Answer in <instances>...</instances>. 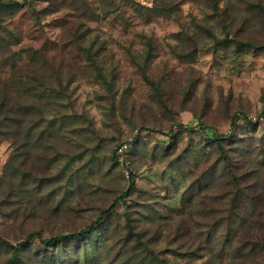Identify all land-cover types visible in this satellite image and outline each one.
Returning a JSON list of instances; mask_svg holds the SVG:
<instances>
[{
  "label": "rangeland",
  "instance_id": "374dc122",
  "mask_svg": "<svg viewBox=\"0 0 264 264\" xmlns=\"http://www.w3.org/2000/svg\"><path fill=\"white\" fill-rule=\"evenodd\" d=\"M212 1L26 0L16 12H3L4 26L18 36L5 33L10 43L6 45L15 50L17 66L27 75L34 70L43 81L52 80L54 72H58L67 86L65 112L75 114V123L81 124L85 132L81 136L74 134V124L63 118V129H67L64 137L77 139L73 148L83 155L67 165V173L75 177V182L67 185V177L65 181L60 179L61 183L46 184V192L54 189L49 204L23 222L25 211L17 217L14 207L0 208V264L10 257V248L2 240L15 245L25 240L30 221L33 227H41L45 236L50 230L81 228L125 193L131 177L135 188L124 198L127 206L119 201L107 218L110 245L113 236L124 230L126 211L147 234L158 225L154 218L161 221L162 215L175 216L192 197L194 180L207 170L211 160L217 159L216 151L203 145L197 127L190 130L176 124L198 121L206 98L209 105L202 118L213 131L229 133L232 127L227 114L234 113L237 126L243 129L237 137L250 140L257 153L258 162L251 164L257 167L256 173L246 180L260 175V183L264 184V164L259 165L264 156V12L260 10L264 0H217V11L212 9ZM224 25L229 26L230 37L235 35L246 44L239 48L229 41L215 44L216 40L204 30L209 27L217 37H224ZM191 37L205 43L192 57L187 50ZM147 40L151 43L149 54ZM34 53L40 54L42 61L29 60ZM90 54L95 62L89 59ZM146 56L150 57L147 74L165 78L160 97L142 81L138 64ZM96 61L102 68L97 70ZM99 70L105 76L115 75L113 104ZM9 73V66L0 70L3 78ZM188 87L190 93L184 90ZM247 119L255 122L254 127L247 124ZM174 135L175 147L171 143ZM128 140L131 160L127 168L117 160L115 147ZM13 145L5 140L0 144V173ZM63 163L64 156L48 170L38 172H55ZM39 167L44 166L39 163ZM222 184L224 181L218 186ZM53 202H58V211L51 212L46 207ZM172 245L169 237H162L158 246L171 264H202L207 259L202 249H197L189 262L181 256L175 258ZM39 246L34 239L24 253L25 260L42 264L41 254L33 255ZM182 248L186 250L188 246ZM196 248L193 243L189 251Z\"/></svg>",
  "mask_w": 264,
  "mask_h": 264
},
{
  "label": "trees",
  "instance_id": "16d2710c",
  "mask_svg": "<svg viewBox=\"0 0 264 264\" xmlns=\"http://www.w3.org/2000/svg\"><path fill=\"white\" fill-rule=\"evenodd\" d=\"M22 2L0 0V70L6 66L10 68L6 78L0 74V144L4 140L14 144L0 173V208L14 207L12 211L16 212L17 217L20 211H25L23 222L31 217V214L36 215L41 206L49 204L54 189L46 192V184L61 183L60 179L65 181L67 177L65 182L67 185L75 182V177L67 173V165L83 155L73 148L77 139L71 141L64 137L67 129H63L65 126L63 118H68L74 124L71 129L74 134L81 136L85 130L81 124L79 126L75 123L78 121L75 114L65 112L63 99L67 96V86L66 83H62L60 74L54 72L56 77L48 81L47 79L43 81L34 70L33 74H23V68L17 66L15 50L6 45L9 43L6 32L12 37L18 36L4 26L3 12H16ZM211 5L214 11L219 9L217 0H213ZM261 8L260 10L264 12L263 3ZM223 28L224 37H217L209 27H204V30L208 36L216 40L215 44L229 41L233 42L236 48L246 44L235 35L230 37L228 25H224ZM191 40V47L187 50L192 57L199 45L205 43L195 37H191ZM147 44L149 54L150 40H147ZM90 47L87 49L88 52ZM212 48L216 50L217 47L213 44ZM4 49L7 54L2 53L5 52ZM35 51L37 52V49ZM183 54H186L185 51ZM39 55L34 53L29 60L38 63L42 61ZM89 59L95 62L91 54ZM149 61L150 57L146 56L144 61L138 64L141 78L147 89L160 97V91L164 89L165 84L164 76H149L146 72ZM24 66L26 70H30L28 65ZM95 67L97 70L98 67L102 68L97 61ZM100 71L98 75L107 90H110L109 101L113 104L116 90L112 89V86L115 75L109 73L105 76ZM52 81H55L54 85ZM184 90L191 92L190 87ZM208 105L206 98L198 121H191L187 125L176 123L178 127L190 130L197 127L199 130L197 131L204 139L203 145L207 144L211 151H216L217 159L211 160L207 170L194 180L191 185L192 197L175 216L162 215L161 221L154 218V223L158 225L155 231L147 234L144 229L138 227L137 220L130 212L126 211L124 230L113 236L114 241L110 245L106 236V231L111 230L107 218L119 201L127 206L124 198L135 188L134 178L131 177L125 193L115 198L109 206L100 209L96 218L81 228L64 232L50 230L48 236H45L41 227H33L34 222L30 221V229L25 240L15 245L3 239L4 245L10 248V257L3 264H34L24 257L34 239L39 241L40 246L33 251V255L41 254L42 264H171L169 257L158 249L162 237H169V240L174 242L171 247L172 256L175 258L181 256L186 262L190 261L192 255L198 253L197 249H202L207 254L206 264H264V184L260 183V175H257V179L255 177L246 180L249 175L252 177L256 173L257 167L254 168L252 165L254 161L258 162V159L255 160L257 153L251 147L250 140L237 137L243 129L237 126L233 112L227 114L232 127L229 133L213 131L202 118ZM226 110L230 112L229 108ZM87 122L89 129L93 130L90 121ZM247 124L254 127L255 122L247 119ZM143 128L145 129L144 126ZM237 142L240 144L236 145ZM120 143L122 142L116 146L118 147ZM171 143L175 147L177 135L172 136ZM130 152L128 149L126 155L131 160ZM63 156L64 163L55 172L48 174L38 172L39 169L48 170ZM261 162L259 165L264 164V156ZM39 163L44 167H39ZM215 173L216 177L213 176ZM220 181H224L222 187L218 186ZM204 191L205 196H201ZM46 207L51 212L60 208L58 202ZM202 219H205V222H202ZM193 243L197 248L189 251V246ZM185 246H188L186 250L182 248Z\"/></svg>",
  "mask_w": 264,
  "mask_h": 264
},
{
  "label": "built area",
  "instance_id": "2783aa9c",
  "mask_svg": "<svg viewBox=\"0 0 264 264\" xmlns=\"http://www.w3.org/2000/svg\"><path fill=\"white\" fill-rule=\"evenodd\" d=\"M254 118L256 119V117H254ZM130 146H131V142H130V140H128V141H123L116 148L117 160L122 165L126 166L127 168L129 167L130 160H129L128 156L126 155V152L130 148ZM128 175H129V172H128Z\"/></svg>",
  "mask_w": 264,
  "mask_h": 264
}]
</instances>
